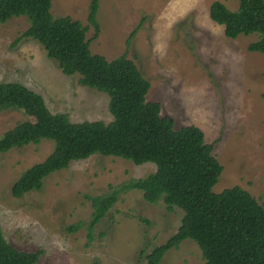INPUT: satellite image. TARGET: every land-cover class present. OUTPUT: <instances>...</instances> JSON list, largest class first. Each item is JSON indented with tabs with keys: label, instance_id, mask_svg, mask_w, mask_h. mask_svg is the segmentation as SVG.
Returning <instances> with one entry per match:
<instances>
[{
	"label": "rangeland",
	"instance_id": "374dc122",
	"mask_svg": "<svg viewBox=\"0 0 264 264\" xmlns=\"http://www.w3.org/2000/svg\"><path fill=\"white\" fill-rule=\"evenodd\" d=\"M98 30L88 23L90 0H50L54 17L68 15L87 27L92 53L114 59L125 54L150 82L147 100L160 103L175 128L196 125L223 169L212 191L238 185L264 201V52L247 49L257 36L227 38L208 14L215 0H98ZM229 9L236 0H218ZM25 17L0 23V82H18L39 93L51 113L71 122H109V97L79 83L48 57L43 46L23 36ZM33 116L0 111V135ZM51 140L0 153V228L20 250H40L37 264H148L146 254L180 225L182 210L148 203L137 189L122 190L155 170L115 156L93 154L72 161L43 180L39 191L16 198L11 186L20 174L43 161ZM118 191V199L92 228L88 196ZM76 226L74 230L68 229ZM158 264H204L191 239L169 249Z\"/></svg>",
	"mask_w": 264,
	"mask_h": 264
},
{
	"label": "trees",
	"instance_id": "16d2710c",
	"mask_svg": "<svg viewBox=\"0 0 264 264\" xmlns=\"http://www.w3.org/2000/svg\"><path fill=\"white\" fill-rule=\"evenodd\" d=\"M90 1L87 19L97 31L99 1ZM236 1L234 10L212 1L210 19L222 25L230 39L255 33L257 38L247 49L264 52V0ZM50 8V0H0V23L25 17L28 27L22 35L38 41L64 74H77L81 85L107 94L112 120L71 122L66 114L51 113L43 97L25 85L0 82V111L12 109L33 116L0 135V153L43 139L53 142L43 161L15 179L12 195L19 198L41 190L45 177L93 154L120 157L137 165L150 162L155 170L131 180L122 190H140L148 203L162 201L167 211L177 207L182 217L177 230L146 254L148 264H158L185 239L198 245L204 264H264V201L259 203L238 185L213 192L223 167L213 154V144L204 141L202 129L193 124L175 128L170 116L161 115L160 103L146 99L150 82L132 59L124 53L110 60L92 53L87 27L68 15L54 17ZM88 199L92 209L87 223L89 243L92 228L116 203L118 191ZM40 254V250L17 249L0 228V264H37Z\"/></svg>",
	"mask_w": 264,
	"mask_h": 264
}]
</instances>
